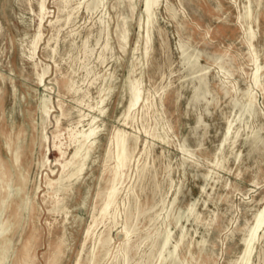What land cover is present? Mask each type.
I'll list each match as a JSON object with an SVG mask.
<instances>
[{"label":"rangeland","instance_id":"rangeland-1","mask_svg":"<svg viewBox=\"0 0 264 264\" xmlns=\"http://www.w3.org/2000/svg\"><path fill=\"white\" fill-rule=\"evenodd\" d=\"M36 1L0 0V99L4 97L5 100V119L1 118L0 110V126L10 130L11 123H14L16 130L24 128L26 132L22 133L24 136L21 144L25 146L29 144L31 136L35 135V129L30 126L39 122L37 110L45 93L52 107L48 114L47 126L37 129L42 138L41 143L34 145L31 151L25 150L31 168V179L25 185L22 198L26 210L17 237L8 248V257L4 264H11L12 256L17 250L18 254L21 253L22 245L27 239L24 257L19 264H54L53 257L60 238L64 240V244L57 264H75L78 256L80 264H85L86 253L92 245L87 241L84 248L82 246L85 230L91 222L90 213L93 212L91 201L98 186L102 188L106 186L108 173L105 171V165L112 166L113 160L108 161L109 163L104 162V155L109 138L118 128L124 129L130 136L137 137V147L134 148L130 170L126 172L116 200L117 218L109 229L111 246L101 264H109L123 243L126 209L132 215L138 210L140 212L139 218L132 221L133 229L136 231L131 235L132 244L136 243L139 249L136 255L135 249L130 251L133 258L128 264H135L141 255H151L150 264H159L158 254L161 245L158 236L156 237L157 233L170 231L167 247L162 250V254L167 255L181 230L186 236L177 248L176 264H231L229 262H233L241 251V238L253 222L255 212L262 206L261 199L264 197V86L253 85L254 66L251 61L255 55L258 62L264 61V0H260L259 4L256 0H250L252 12L248 23L239 20V14L244 4L248 3L247 0H159L151 7L154 17L148 28L141 0L133 1L132 14L127 3L120 4L119 0H101L99 3L102 4H98L96 6L98 8L95 7L93 10L86 9V3L90 0H82V3L79 0L80 4L78 0H67L66 5L61 0H46L47 16L40 27L36 16ZM68 13L70 17L66 20ZM127 15V44L121 49L116 30L117 26L121 25L123 17ZM98 20L103 22V26ZM248 25L254 32L251 40L254 47L251 49L243 35V28ZM144 30H148L149 35H152L146 53L143 52L146 35ZM38 31L40 38L32 60L29 57L31 56L29 49ZM54 41L58 46L54 45ZM106 41H109V47L103 50ZM84 42L88 44L87 51H84L82 46ZM99 54L104 61L99 62ZM191 54L196 56L197 62L194 67H190L189 63ZM217 56L225 61L219 60ZM220 62L225 69L221 68ZM34 63H37L36 68ZM93 64L96 68L90 66ZM131 64L133 71L130 77L138 80L144 101L137 102L139 104H136L131 113L132 120L123 124L128 102L134 98L133 92L130 93L133 96L129 95L127 85L128 69ZM42 68L48 69V72L39 85L36 73H41ZM76 72L77 74H74ZM200 74L203 75L207 90L211 93L206 94L207 99L200 98L191 104L189 99ZM70 82L77 89L75 94L67 92L64 88V84ZM46 85L47 90L44 88ZM248 87L254 95L256 111L240 123L234 121L232 135L229 136L227 143L223 142L227 120L232 121L238 114L239 107L245 100L243 92ZM103 89L104 91L100 93L99 91ZM100 97L104 99L102 105L99 104L104 112L96 118L97 125L99 129L101 128L100 134L97 135L84 175L66 196L63 193L59 195L60 198L65 197L63 205L66 207L63 212L67 216L64 219L62 210L54 212L45 197L47 182L59 172L57 171L59 167L54 162L57 152L54 150L53 142H60L61 149L65 151L66 157H69L72 147L68 145L67 130L86 129L85 119L98 115L89 107L95 106ZM77 98H83V104L78 103ZM145 101L149 103L146 104ZM205 102H208L207 106ZM59 103L68 114L65 117L61 116L62 109ZM143 104H146L144 110ZM79 111L88 116L81 124H76ZM56 116L60 118L61 136L57 141H53L52 131ZM237 125L238 134L241 132L240 138L238 135L234 138L233 134ZM254 131L258 132L260 140L252 146L249 136ZM191 132L195 134L192 136ZM159 135L162 138H159ZM5 143L0 136V157L3 159L9 157L7 148L9 146ZM256 144H260L259 147ZM231 145L233 148H230ZM216 161L223 163L216 167ZM141 164L145 166L142 173L137 172L140 171ZM194 169L196 171H193ZM2 201L3 199H0V203ZM31 202L34 213L26 224ZM192 204L194 205L192 213L187 217L188 208ZM144 210L146 211L141 212ZM10 216L11 213L8 212L5 217ZM104 229V226L99 225L96 233H101ZM261 229L258 234L263 236L254 247L251 264L264 263V226ZM33 231L35 235L29 237ZM4 239L0 238L2 245L0 250L7 246ZM202 239L204 243L200 245ZM152 241L155 242L152 244Z\"/></svg>","mask_w":264,"mask_h":264},{"label":"bare ground","instance_id":"bare-ground-1","mask_svg":"<svg viewBox=\"0 0 264 264\" xmlns=\"http://www.w3.org/2000/svg\"><path fill=\"white\" fill-rule=\"evenodd\" d=\"M45 1L46 0H37L36 4H37V13L36 16L38 18V27H40L41 22L44 20V18L47 16V7L45 5ZM64 2V4L66 5L68 3L67 0H61ZM85 1V0H84ZM91 1V0H90ZM87 2L86 3V9L88 10H93L98 4H102L99 3L101 0H99L98 2L96 0H92L91 2ZM133 1L134 0H119L120 4L122 3H127L128 7H129V12L130 14L133 13ZM257 4L260 3V0H256ZM143 2L144 8H145V12H146V25L147 28L149 26V23L151 22L152 18L154 16L153 12L151 10V7H153V4H156L157 2H159V0H141V3ZM247 4L245 3L243 6V10L242 12H240L239 14V20H243L244 23L247 22L248 20H250L251 18V2L250 0H247ZM78 3L80 4L79 0ZM82 3V0H81ZM78 4V5H79ZM83 5V4H82ZM81 5V6H82ZM243 5V4H242ZM69 6V5H68ZM77 6V5H76ZM102 6V5H101ZM67 7V6H66ZM75 7V6H74ZM73 7V9H74ZM259 7V6H258ZM76 8V7H75ZM80 8V7H78ZM98 8V7H96ZM172 9V8H171ZM173 10V9H172ZM70 11V9H69ZM75 11V10H73ZM239 11V10H238ZM64 12V11H63ZM32 13V12H31ZM173 14V13H172ZM102 15V14H101ZM174 16L176 15V11L175 14H173ZM76 16V15H75ZM78 16V15H77ZM143 16V17H144ZM23 17V16H22ZM70 14L68 13L66 16V20H69ZM74 17V16H73ZM76 18V17H75ZM74 18V19H75ZM127 19H128V15L123 17L122 19V23L121 25L117 26V36H118V41H119V47L121 49H124V47L127 44V37H128V29H127ZM61 20V19H60ZM73 20V19H72ZM174 20V19H173ZM21 21V20H20ZM103 21V20H102ZM156 21V20H155ZM22 22V21H21ZM99 22V20H98ZM60 23V22H59ZM101 23V22H99ZM103 23V22H102ZM101 23V25H102ZM66 25V24H65ZM152 25V24H151ZM103 26V25H102ZM146 27V26H145ZM152 27V26H151ZM242 27V26H241ZM106 28H107V23H106ZM76 29V28H75ZM100 29V28H99ZM146 29V28H145ZM152 29V28H150ZM70 30V29H69ZM102 30V29H101ZM106 30V29H105ZM108 30V29H107ZM149 30V29H148ZM146 31V35H145V45L144 46V51L143 52H147L148 51V42H149V38L152 36L149 35V31ZM59 31V30H58ZM57 31V33H58ZM77 33V31L75 32ZM96 33V32H95ZM102 33V32H101ZM152 33V32H151ZM253 29L250 25H248L246 28H243V35L245 36V40L246 43L248 44V46L251 48L254 47L253 43L251 42L254 34H253ZM74 34V33H73ZM79 34V33H78ZM106 34V31H105ZM116 34V33H115ZM145 34V33H144ZM71 35V33H70ZM102 35V34H101ZM72 36V35H71ZM70 36V37H71ZM77 36V35H75ZM69 39V35L67 36ZM90 37V36H89ZM106 37V36H105ZM40 38V31H38V33L34 36L33 40L31 41V48L29 49L31 56L29 55V57L33 60L34 54H35V50L37 48V44ZM75 38V37H74ZM93 38V37H92ZM107 38V37H106ZM160 38V37H159ZM101 39V38H100ZM50 40V39H49ZM52 40V39H51ZM50 40V41H51ZM67 40V39H66ZM65 40V42H66ZM81 40V39H80ZM86 40V39H84ZM75 41V40H74ZM78 41V38H77ZM89 41V40H88ZM95 41V40H94ZM152 41V40H151ZM180 41V40H179ZM56 46H58V44H56V41H54ZM64 42V45H65ZM162 42V41H161ZM48 43V42H47ZM52 43V42H51ZM180 43H182L180 41ZM72 44V43H71ZM81 44V43H79ZM77 44V45H79ZM87 43L84 42L83 43V48L84 51H87L88 48ZM99 44V42H98ZM151 44V43H150ZM149 44V45H150ZM183 44V43H182ZM63 45V44H62ZM109 45V41L105 42L103 45V50H106L107 47ZM181 45V44H180ZM186 46V44H184ZM96 46V45H95ZM71 47V46H70ZM80 47V46H79ZM182 47V45H181ZM23 48V47H22ZM48 48V47H47ZM57 48V47H55ZM65 48V47H64ZM63 48V49H64ZM74 48V47H73ZM90 51L91 50V47ZM97 48V47H96ZM95 48V49H96ZM151 48V45H150ZM183 48V47H182ZM189 48V47H188ZM27 49V48H26ZM50 49V48H49ZM135 49V48H134ZM133 49V50H134ZM192 49V48H190ZM56 50V49H55ZM74 50V49H73ZM100 50V49H99ZM187 50V49H186ZM28 51V50H27ZM59 51V50H57ZM72 51V49H71ZM94 51V49H93ZM70 52V51H69ZM75 52H76V44H75ZM107 52V51H106ZM105 52V54H106ZM113 51H111L112 53ZM198 52V51H197ZM56 53V52H55ZM58 53V52H57ZM73 53V52H72ZM90 53V52H89ZM88 53V54H89ZM101 53H102V49H101ZM134 53V52H133ZM87 54V56H88ZM94 54V52H93ZM200 54V53H199ZM199 54H197L198 56H200ZM77 55V53L75 54ZM74 55V56H75ZM84 55V53H83ZM98 55V54H97ZM192 55V54H191ZM196 55V53H195ZM192 55L191 56V60H190V67H194L196 65V56ZM22 56V55H21ZM24 56V55H23ZM49 56V55H48ZM57 56V55H56ZM147 56V55H146ZM211 56V55H210ZM50 57V56H49ZM79 57V56H78ZM110 57V56H109ZM108 57V58H109ZM218 57V56H217ZM221 57V56H220ZM52 57H50L51 59ZM74 58V57H73ZM107 58V59H108ZM190 59V56L188 57ZM210 58V57H209ZM215 58V57H214ZM229 58V57H228ZM29 59V58H28ZM66 59V58H65ZM97 59V58H96ZM113 59V58H112ZM109 59V60H112ZM141 59V58H140ZM219 59V57H218ZM223 59V58H222ZM219 59V60H222ZM69 60V59H68ZM67 60V62H68ZM91 59H89L90 62ZM98 60H100L99 62H101L103 60V57L101 54H99L98 56ZM97 60V61H98ZM106 60V59H105ZM225 61V59H223ZM53 61V58H52ZM62 61V60H61ZM79 61V60H78ZM83 61V60H82ZM104 61V60H103ZM253 63V72H252V83L253 85H258L261 84L264 86V61L258 62L257 60V56L255 55L253 57V59L251 60ZM65 62V61H64ZM73 62V61H72ZM81 61H79L80 63ZM88 62V61H86ZM146 62V60H145ZM223 62V61H222ZM39 63V62H38ZM77 63V61H76ZM98 63V62H97ZM106 63V62H105ZM62 64V63H61ZM86 64V63H85ZM104 64V62H103ZM102 64V65H103ZM100 65V64H99ZM221 65V62H220ZM34 66L36 68L37 63H34ZM44 66V65H43ZM72 66V65H71ZM70 66V67H71ZM77 66V65H76ZM90 66H94V68H96V66L90 65ZM232 66V65H231ZM80 67V66H79ZM84 67V66H82ZM81 67V68H82ZM146 67V66H145ZM223 66L221 65V68ZM73 68V66H72ZM80 68V69H81ZM88 68V67H87ZM87 68H85L87 70ZM94 68H90L91 70H93ZM76 69V68H75ZM79 69V68H77ZM109 69V68H108ZM223 69H225L223 67ZM48 69L46 68H42V72L41 73H36L37 75V82L39 85H41L43 78L45 76V74H47ZM70 70V69H69ZM86 70H84L86 72ZM227 70V69H226ZM133 71V64L130 65L129 69H128V77H127V81H128V87H129V95L130 93H134V98L132 101L128 102V106H127V110L125 114V119L123 121V124H127V121L132 120V116L131 113L134 110L136 104H139L141 100L144 101L143 99V93L141 92V90L138 87V80H134L131 79V73ZM223 71V70H222ZM221 71V73H222ZM72 73V72H71ZM230 73V72H229ZM74 74H77L74 73ZM86 74V73H84ZM97 74V73H96ZM203 74V73H202ZM200 74L199 78H198V82L197 85L193 88V92L192 95L190 96L189 99V103H193L197 100H199L200 98H205L206 94L208 92H210L209 90H207L206 87V81L204 80V77L206 75V73L203 75ZM220 74V73H219ZM92 75H94V73H92ZM231 75V73H230ZM73 76V75H72ZM101 76V75H100ZM99 76V77H100ZM107 76V75H106ZM207 77V76H206ZM81 78V77H80ZM90 78V77H89ZM96 78V76H95ZM94 78V79H95ZM98 78V76H97ZM197 78V77H196ZM233 78V77H232ZM87 79V78H86ZM93 79V80H94ZM106 79V77H105ZM117 79V77H116ZM77 80V78H76ZM92 80V81H93ZM107 80V79H106ZM110 80V79H108ZM114 80V79H112ZM118 80V79H117ZM208 80V79H207ZM219 80V79H218ZM85 82H87L84 79ZM81 81V82H84ZM91 81V80H90ZM98 81V80H97ZM105 80L103 79V82ZM115 81V80H114ZM113 81V82H114ZM126 81V82H127ZM95 82V81H93ZM109 82V81H108ZM211 82V81H210ZM227 83V81H225ZM80 83V81H79ZM111 83V82H110ZM115 83V82H114ZM81 84V83H80ZM84 84V83H83ZM90 84V83H88ZM103 84V83H102ZM228 84V83H227ZM113 85V84H112ZM126 85V86H127ZM169 85V84H168ZM208 85V82H207ZM223 85V84H221ZM237 85V84H235ZM233 87V85H231ZM251 86V85H250ZM75 87V86H74ZM73 87V84L70 83H65L64 84V88L67 90V92H71L73 94H75L77 92V89H75ZM78 87V84H77ZM93 87V85H92ZM95 87V84H94ZM102 87V86H101ZM223 87V86H222ZM237 87V86H235ZM45 90H47V85L44 86ZM91 88V87H89ZM98 88V87H97ZM113 88V87H112ZM127 88V87H126ZM15 89V88H14ZM105 89V88H104ZM103 90H100L99 92L102 93ZM111 89V88H110ZM109 89V90H110ZM160 89V88H159ZM209 89V88H208ZM89 90V89H88ZM116 90V89H114ZM226 90V89H225ZM107 91V90H106ZM112 91V90H111ZM81 92V91H80ZM108 92V91H107ZM224 92V91H223ZM106 93V92H105ZM155 93V91H154ZM211 93V92H210ZM227 93V91H226ZM225 93V94H226ZM99 94V93H98ZM150 94V93H149ZM224 94V95H225ZM90 95V94H89ZM88 95V96H89ZM111 95V93H110ZM213 95V94H212ZM87 96V95H86ZM133 96V95H130ZM158 96V94H157ZM84 97V96H83ZM106 97V96H105ZM208 97V96H207ZM215 97V96H214ZM213 97V98H214ZM243 97L245 98L244 102L241 103L239 110H238V114L233 117L235 118L232 121L227 120V126H226V130L224 133V139L223 142H226L229 138L230 135H232V125L234 121H237L235 123H240L244 118H248L252 113H254L256 111L255 108V98L254 95L252 94V92L250 91V88L248 87L244 92H243ZM161 98V97H160ZM82 99H76V101L78 103H82ZM91 99V98H90ZM88 99V100H90ZM207 99V98H205ZM243 99V98H242ZM140 100V101H139ZM84 101V100H83ZM95 101V99L93 100ZM104 99L103 97H100L99 102H95L96 105L89 107L90 109H92L93 111H96L98 113V115H92L90 116L89 119H85L86 116L83 113L78 112V119L76 121V124H81V121H83L84 119L87 120L86 124H87V128L84 130H67V135H68V145L70 147H72V152L70 154L69 157H66V153L65 151H63L61 149V143L58 142L57 140L60 138L61 136V129H60V118L58 116L55 117L54 120V131H52V138L53 141H57V142H53V147L54 150L57 152V158L54 160L55 164L57 167H59V169L57 171L58 174L51 179L50 181L47 182L46 184V194L45 197L47 198V202H49L52 205V209L54 210V212H60L62 210V213L65 215L64 219H66L67 214L65 212H63V209L66 207L65 205H63V200L64 198H60L59 195L61 193H63L65 196L67 195V192L70 190H72V186L74 184H76L77 182H79V180L81 179V176L84 175V170H85V166L88 162V159L90 157L92 148L94 146V143L96 141L97 135L100 132L99 129V125H97L96 122V118L101 115L104 112V109L99 106V104L103 103ZM139 101V103H137ZM142 101V102H143ZM205 101V100H204ZM207 101V100H206ZM233 101V100H232ZM106 102V101H105ZM146 102V101H145ZM148 102V101H147ZM146 102V104H147ZM203 102V101H202ZM211 102V100H210ZM213 102V101H212ZM238 102V101H237ZM149 103V102H148ZM206 103V102H205ZM208 103V102H207ZM206 103V106H207ZM83 104V103H82ZM87 104V103H86ZM85 104V105H86ZM146 104L142 105V109L144 110L146 108ZM154 104V103H153ZM197 104V103H196ZM212 104V103H210ZM88 105V104H87ZM102 105V104H101ZM195 105V104H194ZM198 105V104H197ZM233 105V104H232ZM60 108L62 109L61 103H59ZM148 106V105H147ZM202 106V104L200 105ZM238 106V105H237ZM86 107V106H85ZM204 107V106H203ZM233 107V106H232ZM236 107V106H235ZM4 108H5V100L4 97H1L0 99V110L2 113V119H5L4 116ZM51 105L49 102V97L48 95L45 93V95H43V97L41 98L40 101V105L38 108V118H39V122H36L34 124H32L30 127L35 129V135L31 136L29 144L23 146L21 143L22 141V136H24V134L22 135V133H25V129L24 128H18V130H16L14 123H11L10 125V130L9 128L7 129L6 127H1L0 126V136L3 139V141H5L7 143V145L9 147L8 151H9V157H7L6 159H3L2 157H0V199H3V201L0 203V238H5L4 240L7 241V246H5L2 250H0V264H4L5 259L8 257V248L13 244V242L15 241L16 237H17V232L18 229L22 223L23 220V214H24V210H26L25 205L22 203V198H23V192H24V188L25 185L27 184V182L31 179L30 178V166L28 165V160L26 157V153L25 150L28 149L29 151L32 150L33 146L36 144L41 143V136L38 132L39 128H45L48 124V114L51 110ZM148 108V107H147ZM150 108V107H149ZM234 108V107H233ZM89 109V110H90ZM203 109V108H202ZM76 110V109H75ZM91 110V111H92ZM60 111V109H59ZM77 111V110H76ZM149 111V110H148ZM207 111V110H206ZM210 111V110H209ZM232 112V110H230ZM124 112V111H123ZM203 112V111H202ZM230 112V113H231ZM214 113V112H213ZM235 113V112H234ZM60 114V113H59ZM160 114V113H159ZM204 114V113H203ZM236 114V113H235ZM68 114H66V112L62 109L61 110V116H66ZM211 115V113H210ZM149 116V115H148ZM198 116H200V114H198ZM232 116V115H230ZM255 116V115H254ZM123 117V115H122ZM121 117V118H122ZM159 117V116H158ZM165 117V116H164ZM196 117V116H195ZM124 118V117H123ZM149 118V117H148ZM198 118V117H197ZM196 118V120H197ZM202 118V117H201ZM200 118V120H201ZM161 119V118H160ZM163 120V119H162ZM161 120V121H162ZM254 120V119H253ZM156 121V120H155ZM160 122V121H158ZM157 122V124H158ZM163 122V121H162ZM198 122V121H197ZM155 124V123H154ZM156 125V124H155ZM159 125V124H158ZM189 125V124H188ZM195 125V122H194ZM242 125V124H241ZM250 125V124H248ZM124 126V125H123ZM129 126V125H128ZM157 126V125H156ZM187 126V125H186ZM203 126V125H202ZM207 126V125H205ZM238 126V125H237ZM251 126V125H250ZM254 126V125H253ZM162 127V126H160ZM168 127V126H167ZM193 127V126H191ZM196 127V126H195ZM154 128V127H153ZM203 128V127H202ZM241 128V127H240ZM38 129V130H37ZM192 129V128H190ZM196 129V128H195ZM205 129V128H204ZM209 129V127H208ZM235 129V127H234ZM248 129L250 130V127H248ZM257 129V128H256ZM156 130V129H155ZM163 130V129H162ZM194 130V129H193ZM143 131V130H142ZM205 131V130H203ZM202 131V132H203ZM241 131V130H240ZM247 131V130H246ZM158 132V131H157ZM157 132H156V136H157ZM194 132V131H193ZM197 132V131H196ZM239 132V126L233 130V134H234V138L239 137L241 135L238 134ZM259 132V130H258ZM257 131H254L252 134H250L251 136H249L251 139V145L255 146L253 144H255L259 139V135H258ZM261 132V130H260ZM163 133V132H162ZM199 132H197L198 134ZM204 133V132H203ZM219 133V132H218ZM246 133V132H245ZM100 134V133H99ZM192 134V132H191ZM190 134V136H191ZM195 134V133H193ZM192 134V136H193ZM202 134V133H201ZM261 134V133H260ZM154 135V134H153ZM199 135V134H198ZM203 135V134H202ZM261 136V135H260ZM161 136L159 135V138ZM195 137V136H194ZM203 137V136H202ZM162 138V137H161ZM164 138V137H163ZM200 138V137H199ZM240 138V137H239ZM262 138V137H261ZM195 139V138H194ZM197 140V139H196ZM195 140V141H196ZM244 140V139H243ZM247 140V139H246ZM263 140V139H262ZM168 141V140H167ZM194 141V140H192ZM194 141V142H195ZM231 141V140H230ZM237 141V140H236ZM197 142V141H196ZM228 142V141H227ZM226 142V143H227ZM262 142V141H260ZM4 143V142H3ZM5 143V144H6ZM136 143H137V137L135 136H130V134L125 131L124 129H116L115 132L111 135V137L109 138L108 141V147L107 150L105 152L104 155V162H108L113 160V165H105V171L108 173V178L106 180V186L104 188L98 186L97 191L95 192V195L93 197V201L92 202V211L90 214L91 216V222L88 224L85 233H84V240H83V248L86 245L87 241L91 242V248L89 249V251L86 253V258H85V264H101L102 261H104V259L106 258V256L108 255V251L110 249L111 246V238L109 235V229L110 226L112 224L115 223L116 218H117V211H116V200L118 198V195L120 193V189H121V185L123 184L124 181V177L126 176V172L130 167V162L132 160L133 157V151L134 148H136ZM222 143V142H221ZM232 143V142H231ZM230 143V144H231ZM236 143V142H235ZM258 143V142H257ZM248 144V143H245ZM261 144V143H260ZM259 144V145H260ZM263 144V143H262ZM234 147V143L232 144ZM230 146V148L233 146ZM250 145V146H251ZM258 145V144H256ZM259 145L257 147H259ZM4 146V145H3ZM136 146V147H135ZM251 146V147H252ZM5 147V146H4ZM154 147V146H153ZM219 148V147H218ZM250 148V147H249ZM249 148L247 150H249ZM146 149V148H145ZM236 149V148H235ZM254 149V148H253ZM257 149V148H256ZM255 149V150H256ZM218 150V149H215ZM223 150V149H222ZM259 150V149H257ZM233 151V150H232ZM241 152V149L239 150ZM46 152V151H45ZM147 152V151H146ZM218 152V151H217ZM234 152V151H233ZM253 152V151H252ZM145 153V152H144ZM216 153V151H215ZM150 154V153H149ZM219 154V152H218ZM223 154V153H222ZM241 154V153H240ZM47 155V152L45 153V156ZM146 155V154H144ZM216 155V154H215ZM221 155V152H220ZM224 155V154H223ZM244 155V154H243ZM143 156V155H142ZM149 156V155H148ZM237 155H235L236 157ZM242 156V155H241ZM248 156V155H247ZM222 157V156H221ZM143 158V157H142ZM215 158V156H214ZM217 158V157H216ZM229 158V157H228ZM226 158V159H228ZM234 158V156H233ZM146 159V158H145ZM144 159V160H145ZM206 159V158H205ZM221 159V158H220ZM225 159V160H226ZM199 160V159H198ZM214 160V159H213ZM223 160V159H222ZM221 160V161H222ZM237 159L235 158V161ZM206 161V160H205ZM217 162L215 163V166L217 167L219 165V163H223V162ZM247 161V160H246ZM46 162V161H45ZM209 163V161H207ZM44 163V162H43ZM109 163V162H108ZM132 163V162H131ZM144 163V162H143ZM146 163V161H145ZM183 162H181L182 164ZM186 163V161H185ZM245 164V163H244ZM54 165V164H53ZM141 164V168L140 171L138 170L137 172H143L144 170V165ZM198 166V164H197ZM148 167V166H147ZM185 167V166H184ZM222 168V166H221ZM136 169V168H135ZM139 169V168H138ZM186 169V167H185ZM184 169V170H185ZM188 169V166H187ZM130 170V169H129ZM137 170V169H136ZM135 170V171H136ZM189 170V169H188ZM225 170V169H224ZM193 171H196V169H194ZM192 173V172H191ZM209 173V172H208ZM207 173V174H208ZM139 174V173H138ZM193 174V173H192ZM198 174V173H197ZM201 174V173H200ZM204 174V175H207ZM143 175V174H142ZM211 175V174H208ZM138 176V175H137ZM141 176V175H140ZM192 176V175H191ZM142 177V176H141ZM140 177V178H141ZM146 177V175L144 176ZM198 177V176H197ZM203 177V176H202ZM128 178V177H127ZM206 178V176H205ZM172 181V180H171ZM170 184V183H169ZM178 185V184H177ZM227 185V184H226ZM141 186V185H139ZM160 186V185H159ZM161 187V186H160ZM178 187V186H177ZM202 187V186H201ZM159 188V187H158ZM168 188V187H167ZM172 188V186H171ZM204 188V187H203ZM153 189V188H152ZM151 189V190H152ZM160 189V188H159ZM176 189V188H175ZM203 190V189H202ZM177 191V189H176ZM203 192V191H202ZM133 193V192H132ZM176 193V192H175ZM159 194V193H158ZM157 194V196H158ZM128 195V194H127ZM154 195H156L154 193ZM176 195V194H175ZM175 197V196H174ZM134 199V198H133ZM160 199V198H159ZM128 200V199H127ZM135 200V199H134ZM154 200V198H153ZM161 200V199H160ZM85 201V200H84ZM83 201V203H84ZM156 201V200H154ZM262 201V206L255 212L254 216H253V222L251 223V225L246 229L244 236L241 238V251L239 252L237 258L233 261V262H229L231 264H251L252 261V256L254 253V247L256 245V243L260 240V238H262L263 235L259 236L258 232L260 231V229L264 226V197L261 199ZM99 202V205L97 206V203ZM160 203V202H159ZM163 203V202H162ZM127 204V203H126ZM138 204V203H137ZM206 204V203H205ZM204 204V205H205ZM123 205V204H121ZM153 205V204H152ZM158 205V202H157ZM156 205V206H157ZM137 206V205H136ZM193 204L191 205L190 208H188V216H190V214L192 213V209H193ZM154 207V205H153ZM158 207V206H157ZM156 207V208H157ZM137 208V207H136ZM152 208V206H151ZM161 208V207H160ZM126 209V208H125ZM165 209V208H163ZM162 209V211H163ZM238 209V208H237ZM137 210V209H136ZM171 210V209H170ZM187 210V209H186ZM33 207H32V202L28 207V216H27V221L26 224L28 223V221L32 218L33 216ZM141 211V212H145ZM161 211V210H160ZM210 211V210H209ZM10 212L11 216L10 218H6V213ZM153 212V211H152ZM164 212V211H163ZM151 213V212H150ZM140 212L139 210L135 213V215H132L131 212H129L127 209L125 211V223L123 225V234H124V240L123 243L121 245V247H119L120 249L114 254L111 262L109 264H128V262L133 258L130 255V251L132 249H135V255L137 254V250L139 249V246L135 243L132 244L131 242V235L136 231H134L133 226H132V221L133 219H137V217L139 216ZM144 214V213H143ZM119 215V214H118ZM235 215V214H234ZM199 216V215H198ZM186 217V218H187ZM195 217V216H194ZM90 218V217H89ZM139 218V217H138ZM214 218V217H213ZM143 219V218H142ZM151 219V218H150ZM154 220V219H152ZM150 220V221H152ZM143 221V220H142ZM65 222V220H64ZM195 222V221H194ZM208 222V221H207ZM138 223V222H137ZM136 223V224H137ZM151 223V222H150ZM156 224V223H155ZM196 224V223H195ZM102 225L104 226V230L101 233H96V228ZM198 225V224H196ZM156 226V225H155ZM202 226V225H201ZM209 227V226H208ZM25 228V227H24ZM135 228V227H134ZM206 228V227H205ZM262 230V229H261ZM24 231V230H23ZM155 231V230H154ZM153 231V232H154ZM187 234H189L187 232ZM35 233L34 231L29 235V237L34 236ZM158 236V241H160V252L158 254V257L160 258V263L159 264H176V259H177V248L179 245H181V243L183 242L184 238H185V234L184 232L181 230L178 239L175 241V243L172 245L171 250L167 253V255L162 254V250L167 247L166 245L168 244V240L170 237V231H164L162 233H157L156 237ZM190 236V235H189ZM191 238V237H189ZM146 239H149V236H146ZM187 239V238H186ZM28 240V239H27ZM27 240L24 242V244L22 245L21 248V253L19 252L18 254V250L16 251V253L12 256V261L11 264H19L20 261L22 260L23 253L27 244ZM122 240V239H121ZM156 240V239H155ZM230 240V239H229ZM186 241V240H185ZM192 241V240H191ZM57 244V249H56V253L53 257L54 259V264L58 263V260L61 257L62 254V246L64 244V240L62 238H60ZM155 242V241H154ZM153 241L151 242L152 244L154 243ZM150 243V244H151ZM200 245H203L204 240L202 239L201 242H199ZM149 244V245H150ZM2 245H0L1 247ZM205 246V245H204ZM264 247V246H263ZM204 249V248H203ZM262 249V248H261ZM263 250V249H262ZM261 250V251H262ZM53 253V251H52ZM212 253V252H211ZM263 253V252H262ZM82 254V253H80ZM53 255V254H52ZM263 256V255H262ZM52 258V257H51ZM80 256H78V260L75 262V264H80L81 260L79 259ZM259 257H257L258 259ZM263 258V257H262ZM261 258V259H262ZM150 259H151V255H141L138 257V260L135 262V264H150ZM259 260V259H258ZM264 262V261H263ZM257 263V262H256ZM264 264V263H263Z\"/></svg>","mask_w":264,"mask_h":264}]
</instances>
